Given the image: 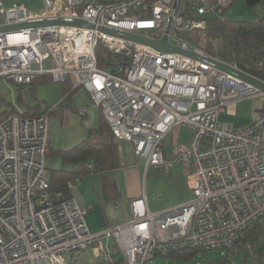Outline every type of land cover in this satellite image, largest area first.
Wrapping results in <instances>:
<instances>
[{
    "label": "built area",
    "instance_id": "1",
    "mask_svg": "<svg viewBox=\"0 0 264 264\" xmlns=\"http://www.w3.org/2000/svg\"><path fill=\"white\" fill-rule=\"evenodd\" d=\"M7 1L0 0V27L47 18L84 19L95 27L0 32V78L18 85L44 73L61 83L71 79L102 110L115 138L133 144L147 171L184 163L193 197L161 212L152 211L145 196L136 198L128 220L93 232L88 208L51 189L49 114L13 111L0 121V264H83L88 247L108 240L125 264L189 248L222 250L264 216V91L202 60L98 29L167 36L180 48L214 57L184 34L204 30L209 16H227L233 0H44L40 13L22 2L8 8ZM100 43L116 56L113 70L98 66ZM246 98L261 99L250 122L221 121L228 105ZM89 109L78 111L84 117ZM178 125L191 130V141L176 144L168 159L165 140ZM80 183L78 177L67 186ZM101 260L114 258L104 251Z\"/></svg>",
    "mask_w": 264,
    "mask_h": 264
},
{
    "label": "rangeland",
    "instance_id": "2",
    "mask_svg": "<svg viewBox=\"0 0 264 264\" xmlns=\"http://www.w3.org/2000/svg\"><path fill=\"white\" fill-rule=\"evenodd\" d=\"M22 2L30 12L40 13L46 9L44 0H9L8 8L15 3ZM227 16L252 20L264 16V4L259 3L253 9L243 0H233L227 10ZM46 68L51 67L50 61L45 62ZM63 98V84L61 82L48 79L39 82L34 87L32 85H18L4 77L0 78V113L6 110L26 111L29 105H40L43 109L51 110ZM261 105L260 98H246L237 103L230 104L221 114V121L231 124H243L252 120L257 108ZM89 106L86 116H81L78 109ZM94 107V109H93ZM92 109L97 111L95 120L92 119ZM100 113L98 108L92 105L91 98L87 91L80 88L75 93V104L73 108L63 112L49 114L50 135L53 138V148L47 155V168L49 176L52 171L63 166V160L57 149H69L79 143L87 134L90 128H94L99 123ZM166 146L171 149L172 142L176 144H189L192 137L190 129L183 125L176 126L168 135ZM121 152L126 155V167L135 166L136 156L133 145L128 141H118ZM175 144L173 145L175 148ZM142 170V186L145 194L152 205V210L161 212L174 206L180 205L182 201H187L193 197V192L188 186V169L185 164H178L169 169L151 168L145 172V164L138 163ZM137 166V165H136ZM144 170V171H143ZM91 174L82 176L85 181ZM77 184L76 186H78ZM73 187L75 196L79 195V190ZM94 190V189H93ZM182 204V203H181ZM264 237V234H263ZM255 239L254 248L248 244L237 245L230 250H216L215 252H198L194 260L195 264H264V238ZM116 249V247H115ZM238 250V251H237ZM237 251V252H236ZM119 252V251H118ZM120 253V252H119ZM229 255V256H228ZM225 259H228L226 262ZM145 264H169L166 258L151 259ZM175 264V263H173ZM183 264V263H179Z\"/></svg>",
    "mask_w": 264,
    "mask_h": 264
},
{
    "label": "trees",
    "instance_id": "3",
    "mask_svg": "<svg viewBox=\"0 0 264 264\" xmlns=\"http://www.w3.org/2000/svg\"><path fill=\"white\" fill-rule=\"evenodd\" d=\"M243 1L252 9L259 3L264 4V0ZM184 38L212 56L235 64L240 69L264 80V16L253 20L209 16L204 30L187 32L184 34ZM96 52L98 66L102 69L113 70L116 56L102 43L99 44ZM48 79H52L49 73L39 74L30 85L34 87L37 83L45 82ZM62 84L63 98L53 109H43L40 105H29L26 111L20 112L21 115L37 117L73 108L75 93L81 87H75L71 79ZM13 111L15 110H6L4 113H0V121ZM52 150L54 148L51 142L50 151ZM56 151L63 160V166L52 171L50 177L53 191H63V198L72 197L71 189L67 186L68 181L80 178L81 175L87 173H101L104 196L113 202L120 199V185L114 173L123 167L122 157L118 140L107 124L101 109L98 125L89 129L86 138L69 149H57ZM263 234L264 216L255 222L232 247L224 248V250H228V254H230V250L237 245L240 246L241 243L252 245L251 247L254 248L253 241L261 239ZM206 251L208 250L201 247L189 248L170 252L167 255H157L156 259L166 258L169 260V264H195L196 254ZM118 254L121 253L118 252ZM225 260L228 261V259Z\"/></svg>",
    "mask_w": 264,
    "mask_h": 264
},
{
    "label": "crops",
    "instance_id": "4",
    "mask_svg": "<svg viewBox=\"0 0 264 264\" xmlns=\"http://www.w3.org/2000/svg\"><path fill=\"white\" fill-rule=\"evenodd\" d=\"M234 19H241V18H234ZM93 109L91 114H92V119L95 120L97 111L95 110L94 112ZM98 110L100 113V108H98ZM86 136L84 138H86ZM167 139H170L169 136L166 137V140ZM166 140H165L166 157L168 159H173L174 158L173 145L175 143L172 142V147L170 149L168 148V146H166ZM178 143L179 142H176V144ZM52 146H53V138H52ZM120 154L122 157L123 167L114 173V176L118 179L120 185L121 196L120 199H118V201L113 202L111 200H107V198L104 196V193H102L101 173H87L88 175L91 174L92 177L91 176L88 177L87 179H85V181H82V176L87 174L81 175L80 176L81 183L78 186H76L79 190H81L78 196H75L73 192V188L71 189L72 197H74L77 200L79 205H81L84 208H88L86 221L90 230H92L93 232H99L106 228L116 227L124 223L126 220H128L132 215L131 203L136 198L145 196L148 202V206L152 210V205L150 204L145 194V190H143L142 170H140L141 167L138 166L139 165L138 163L141 162L144 163V161L136 159V162L137 161L140 162H137L135 166L126 167L125 159H124L126 158V155L121 152V149H120ZM145 172L146 173L148 172L146 170V165H145ZM184 202L186 201H182L181 203ZM104 251L109 252L113 256L114 261L111 264H125L122 254H118V252L115 250L114 240L105 241L102 243V245H95L88 247L82 254L81 262L83 264H104L101 260L102 253Z\"/></svg>",
    "mask_w": 264,
    "mask_h": 264
},
{
    "label": "water",
    "instance_id": "5",
    "mask_svg": "<svg viewBox=\"0 0 264 264\" xmlns=\"http://www.w3.org/2000/svg\"><path fill=\"white\" fill-rule=\"evenodd\" d=\"M71 25V26H83L94 28L95 26L84 19L78 18H47V19H35L29 20L22 23L4 25L0 27V32L12 31L16 29H25V28H37L47 25ZM103 32H107L111 35H115L136 43H141L145 45H149L156 50L164 51V52H172L178 53L187 57H191L194 59H199L204 62L211 64L212 66L224 71L225 73L240 79L243 82L249 83L250 85L264 91V80L256 77L250 73H247L239 68H236L232 64L219 60L217 58L207 56L204 54H200L193 50L183 49L179 46L170 42L167 36H164L161 39H151L141 35L132 34L128 32H123L115 28L100 26L98 27ZM169 30V27H168Z\"/></svg>",
    "mask_w": 264,
    "mask_h": 264
},
{
    "label": "clouds",
    "instance_id": "6",
    "mask_svg": "<svg viewBox=\"0 0 264 264\" xmlns=\"http://www.w3.org/2000/svg\"><path fill=\"white\" fill-rule=\"evenodd\" d=\"M244 71V70H243Z\"/></svg>",
    "mask_w": 264,
    "mask_h": 264
}]
</instances>
